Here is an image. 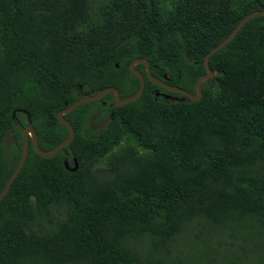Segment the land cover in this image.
<instances>
[{
	"label": "trees",
	"instance_id": "trees-1",
	"mask_svg": "<svg viewBox=\"0 0 264 264\" xmlns=\"http://www.w3.org/2000/svg\"><path fill=\"white\" fill-rule=\"evenodd\" d=\"M256 9L264 0H0V142L28 111L40 146L53 149L69 134L57 112L80 86L131 95L137 57L195 92L206 53ZM209 63L215 77L198 100L174 98L182 94L146 76L138 99L109 106L101 131L88 125L99 104L89 101L65 114L76 133L56 155L31 145L0 201V264H146L128 238L169 240L198 216L264 219V14ZM22 145L20 132L12 158L0 146V193ZM74 157L71 171L65 159ZM53 205L66 206L65 219L36 230L53 223Z\"/></svg>",
	"mask_w": 264,
	"mask_h": 264
},
{
	"label": "rangeland",
	"instance_id": "rangeland-1",
	"mask_svg": "<svg viewBox=\"0 0 264 264\" xmlns=\"http://www.w3.org/2000/svg\"><path fill=\"white\" fill-rule=\"evenodd\" d=\"M100 110L88 119L91 130L103 127ZM23 126L17 121L0 146L12 158L18 149L19 134ZM71 165L73 162L71 161ZM66 217V206L53 205L50 218L33 227L47 231L57 221ZM126 244L146 264H264V219L243 218L214 224L198 216L183 224L181 230L169 240H161L150 234L130 237Z\"/></svg>",
	"mask_w": 264,
	"mask_h": 264
},
{
	"label": "water",
	"instance_id": "water-1",
	"mask_svg": "<svg viewBox=\"0 0 264 264\" xmlns=\"http://www.w3.org/2000/svg\"><path fill=\"white\" fill-rule=\"evenodd\" d=\"M264 14V9H256L248 14H246L240 21L239 23L235 26V28L227 35L223 40H221L218 44L213 46L205 55L204 57V63H205V73L201 74L195 83V92H191L189 90H186L182 87L176 86V85H171L167 82L169 79L166 74L163 75V77H155L152 72H151V66H150V61L147 57H137L133 59L130 64H129V69L131 72H133L140 81V85L138 89L132 93L131 95H128L124 98L121 97L120 90L118 87L110 85L103 87L101 89H93L91 93H87L85 95L80 96L77 98L75 101L72 103L68 104L67 102L64 104V107L61 108L57 112V119L59 122L63 123L69 131L68 136L60 141L53 149L51 150H44L40 144H39V137L37 130L33 124V120L31 117L30 112L28 111H23L27 115V123L23 127L22 131V138H23V145H22V152L20 159L12 172L11 176L9 177L5 187L0 193V201L4 198V196L8 193L10 190V187L14 181V179L17 177L19 172L21 171L22 167L24 166L27 156L29 154L30 146L32 145L33 148L36 150L37 153H39L43 157H52L56 155L63 147L69 145L74 137H75V128L73 124L65 117V114L71 112L74 110L77 106H79L82 103L93 101L96 99H100L104 97L108 93H112L114 95V105L115 106H123L125 104H128L130 102L135 101L138 99L141 94L143 93L144 86H145V77L147 76L153 83L156 85H160L164 88H166L169 91L175 92V93H180L182 94L181 97H174V98H180L183 101H195L198 100L202 97L203 91H202V84L206 81L208 82H213L214 77H215V70H213L210 66L209 60L211 55L219 50L220 48L224 47L226 44H228L238 33V31L243 27V25L249 21L251 18H253L256 15H262ZM141 64L145 67V72L143 73L141 70L137 68V65ZM118 66V64H116ZM159 92H157V95ZM166 97H171L170 94H166ZM66 152V150H64ZM72 162L74 164L73 167H70L67 165V161H65V166L71 170L74 171L78 168V160L77 158H73Z\"/></svg>",
	"mask_w": 264,
	"mask_h": 264
},
{
	"label": "flooded vegetation",
	"instance_id": "flooded-vegetation-1",
	"mask_svg": "<svg viewBox=\"0 0 264 264\" xmlns=\"http://www.w3.org/2000/svg\"><path fill=\"white\" fill-rule=\"evenodd\" d=\"M144 72H145V71H144ZM144 72H143V73H144ZM92 90H93V88H89V89H87V88H84L83 86H80V88H79L80 96L85 95V94H87V93H91ZM80 96H79V97H80ZM175 97H176V96H175ZM96 100L99 102V104L96 106V110H97V109L100 110L101 117H102V118H101V121L108 120V121L106 122V125H105V126H107V125L109 124L110 120L112 119V112H110L108 108H109V106L112 107V106L114 105V100H113V102L110 103L109 105L107 104V101L103 99V97L100 98V99H96ZM93 101H95V100H93ZM107 106H108V107H107ZM93 113H94V112H92V114H93ZM105 126H103V127H98V128L95 127V128L93 129V131H101ZM23 127H24V126H23ZM65 161H67V165L71 166V161H72V160L66 158Z\"/></svg>",
	"mask_w": 264,
	"mask_h": 264
}]
</instances>
